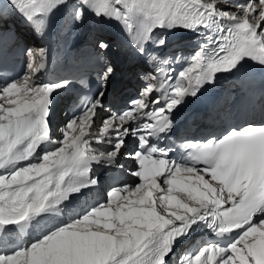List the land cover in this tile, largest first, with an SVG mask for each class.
Segmentation results:
<instances>
[{
  "label": "snow or ice",
  "instance_id": "obj_1",
  "mask_svg": "<svg viewBox=\"0 0 264 264\" xmlns=\"http://www.w3.org/2000/svg\"><path fill=\"white\" fill-rule=\"evenodd\" d=\"M219 3L75 0V23L89 15L121 22L150 63L159 58L149 47H167L166 32H194L201 40L179 73L171 65L185 58L160 59L141 75L143 87L129 106L107 116L103 98L113 67L101 55L98 94L82 98L59 136L55 96L70 82H43L47 50L26 49L24 73L0 84V264H168L200 229L214 238L183 251L175 264H264V123L188 141L181 159L159 143L172 132L174 113L218 73L240 71L247 60L264 68V0H233L229 10ZM7 4L14 17L43 33L68 0ZM96 46L102 53L112 47L103 39ZM130 138L136 147L125 154ZM122 155L135 163L129 175L138 182L113 186L104 200L76 212V196L98 184L94 166L123 168ZM33 231L26 241L12 236Z\"/></svg>",
  "mask_w": 264,
  "mask_h": 264
},
{
  "label": "bare ground",
  "instance_id": "obj_2",
  "mask_svg": "<svg viewBox=\"0 0 264 264\" xmlns=\"http://www.w3.org/2000/svg\"><path fill=\"white\" fill-rule=\"evenodd\" d=\"M75 2V0H68V4H69V7H70V9H72L71 8V5L73 4ZM233 2V0H227V2H224V0H221V3H219V7L221 8V9H223V10H229V4H231ZM238 2H241V3H246L247 2V0H238ZM232 10H234V9H232ZM72 17V16H71ZM105 21H108V20H105ZM104 21V23H106ZM72 24H74V23H72ZM112 24L116 27V28H119L120 26H122V23L121 22H117V21H115V20H112ZM98 25L99 24H96V23H90V24H88V26H90L91 27V29L92 30H94V28H93V26H97L98 27ZM91 30V31H92ZM22 35H23V33H21ZM99 34H101L100 32H99ZM101 35H103L104 37H105V34H101ZM194 38H195V40L197 41V42H200V40H201V36H200V34H197V33H194ZM36 46H38V45H36ZM99 200H87V201H85V203L83 204V205H77V206H75V208H74V210L76 211V212H80V211H83L84 209H87V208H90L91 206H93V205H95L97 202H98ZM187 251H189V250H187ZM180 253H182V252H176L175 251V254H173V255H170V257H173V258H168V264H175V261H176V259H177V255H179ZM176 258V259H175ZM173 259V260H172Z\"/></svg>",
  "mask_w": 264,
  "mask_h": 264
},
{
  "label": "rangeland",
  "instance_id": "obj_3",
  "mask_svg": "<svg viewBox=\"0 0 264 264\" xmlns=\"http://www.w3.org/2000/svg\"><path fill=\"white\" fill-rule=\"evenodd\" d=\"M170 258H173V257H170Z\"/></svg>",
  "mask_w": 264,
  "mask_h": 264
}]
</instances>
